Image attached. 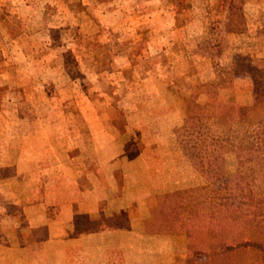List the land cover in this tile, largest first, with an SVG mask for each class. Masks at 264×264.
Returning a JSON list of instances; mask_svg holds the SVG:
<instances>
[{
	"label": "rangeland",
	"instance_id": "374dc122",
	"mask_svg": "<svg viewBox=\"0 0 264 264\" xmlns=\"http://www.w3.org/2000/svg\"><path fill=\"white\" fill-rule=\"evenodd\" d=\"M221 2L0 0V202L26 194L16 170L47 183L69 158L79 170L113 146L126 176L153 160L179 180L170 189L202 186L180 150L184 163L168 166L181 159L168 136L194 101L220 122L235 202L237 147L262 119L252 106L253 90L264 96V0H244L239 34L226 33ZM258 171L264 184V162Z\"/></svg>",
	"mask_w": 264,
	"mask_h": 264
},
{
	"label": "crops",
	"instance_id": "0c3cea01",
	"mask_svg": "<svg viewBox=\"0 0 264 264\" xmlns=\"http://www.w3.org/2000/svg\"><path fill=\"white\" fill-rule=\"evenodd\" d=\"M185 99L198 97L194 94ZM187 109L183 110V118L186 111L201 118L207 116L197 101ZM168 137L180 155L173 134ZM111 148V153L105 148L100 150L97 158L85 161L86 165L79 170L69 167L74 162V158H69L62 173L47 183L46 179L41 182L39 175L37 185L29 170L15 171L11 179L26 182V194L12 199L3 193L1 197L0 264L204 262L209 256L208 240H195L182 233L154 232L157 196L183 188L168 187L179 180L170 177L164 180V163L153 160L135 161V167L142 171L133 170L126 176L115 158L119 155L114 151L116 147ZM157 150L156 142L146 144L144 149ZM180 162L184 163L182 157L168 166ZM39 167L47 166L39 164ZM40 172L45 174V170ZM193 178L197 184H204L199 174ZM7 199L12 200L11 205L6 204Z\"/></svg>",
	"mask_w": 264,
	"mask_h": 264
},
{
	"label": "trees",
	"instance_id": "16d2710c",
	"mask_svg": "<svg viewBox=\"0 0 264 264\" xmlns=\"http://www.w3.org/2000/svg\"><path fill=\"white\" fill-rule=\"evenodd\" d=\"M243 4L244 0H222L226 33H242ZM257 93L253 90L252 107L262 112V119L237 147L235 202L227 199L223 153L227 144L218 131L220 122L214 116L203 119L189 114L173 130L180 152L205 184L157 196L154 232L182 233L190 238L195 233V240L208 239L209 258L198 264H264V184L258 180L264 162V96Z\"/></svg>",
	"mask_w": 264,
	"mask_h": 264
}]
</instances>
